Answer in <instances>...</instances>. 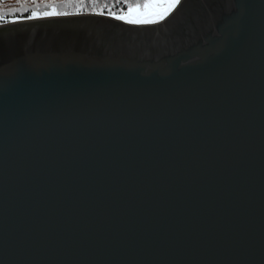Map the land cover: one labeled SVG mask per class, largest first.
I'll list each match as a JSON object with an SVG mask.
<instances>
[{"label":"water","instance_id":"obj_1","mask_svg":"<svg viewBox=\"0 0 264 264\" xmlns=\"http://www.w3.org/2000/svg\"><path fill=\"white\" fill-rule=\"evenodd\" d=\"M147 19L0 22V264H264V0Z\"/></svg>","mask_w":264,"mask_h":264},{"label":"trees","instance_id":"obj_2","mask_svg":"<svg viewBox=\"0 0 264 264\" xmlns=\"http://www.w3.org/2000/svg\"><path fill=\"white\" fill-rule=\"evenodd\" d=\"M147 0H0V12L5 22L31 17L33 12L41 16L43 12L55 9L60 13L94 12L116 15L123 14L131 6H140Z\"/></svg>","mask_w":264,"mask_h":264},{"label":"snow or ice","instance_id":"obj_3","mask_svg":"<svg viewBox=\"0 0 264 264\" xmlns=\"http://www.w3.org/2000/svg\"><path fill=\"white\" fill-rule=\"evenodd\" d=\"M82 2V0H81ZM91 2L95 3V0H91ZM180 3V0H147V2L145 3L144 7L150 8L152 6L161 4V5H167V7L163 8L159 13H157L159 19H164L165 16L169 13V11H171L173 8H175V6H177ZM129 13H133V12H138L139 9L138 8H129L128 9ZM67 13H60L57 12L55 9H53L51 12H43L42 15L43 16H54V15H65ZM38 14L36 12L32 13L31 17H28V19H31L33 17H36ZM112 15L116 18V19H125L127 20V22L129 23H153L156 22L154 20L151 19H140V18H131V17H125V16H117L116 13H112ZM4 20V15L2 12H0V21ZM16 21H13V23H15Z\"/></svg>","mask_w":264,"mask_h":264},{"label":"rangeland","instance_id":"obj_4","mask_svg":"<svg viewBox=\"0 0 264 264\" xmlns=\"http://www.w3.org/2000/svg\"><path fill=\"white\" fill-rule=\"evenodd\" d=\"M145 3L140 5V6H131V8H138L139 9L138 12L129 13V11H128V9L130 8L129 7L121 15H123L125 17H131V18L147 19V18L155 17L157 15V13H159L163 8L166 7V5L158 4V5H155V6H152V7L146 9L144 7Z\"/></svg>","mask_w":264,"mask_h":264}]
</instances>
